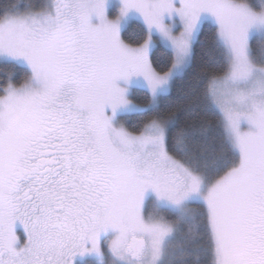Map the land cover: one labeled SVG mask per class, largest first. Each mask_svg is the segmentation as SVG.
<instances>
[{
  "label": "snow or ice",
  "instance_id": "obj_1",
  "mask_svg": "<svg viewBox=\"0 0 264 264\" xmlns=\"http://www.w3.org/2000/svg\"><path fill=\"white\" fill-rule=\"evenodd\" d=\"M0 264H264V0H0Z\"/></svg>",
  "mask_w": 264,
  "mask_h": 264
},
{
  "label": "trees",
  "instance_id": "obj_2",
  "mask_svg": "<svg viewBox=\"0 0 264 264\" xmlns=\"http://www.w3.org/2000/svg\"><path fill=\"white\" fill-rule=\"evenodd\" d=\"M203 38H204V37L202 36L201 39H203ZM138 91H140V90L138 89Z\"/></svg>",
  "mask_w": 264,
  "mask_h": 264
}]
</instances>
